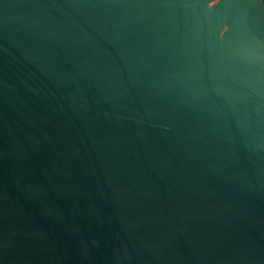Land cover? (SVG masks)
<instances>
[{
  "label": "water",
  "instance_id": "obj_1",
  "mask_svg": "<svg viewBox=\"0 0 264 264\" xmlns=\"http://www.w3.org/2000/svg\"><path fill=\"white\" fill-rule=\"evenodd\" d=\"M0 264H264L263 0H0Z\"/></svg>",
  "mask_w": 264,
  "mask_h": 264
},
{
  "label": "trees",
  "instance_id": "obj_2",
  "mask_svg": "<svg viewBox=\"0 0 264 264\" xmlns=\"http://www.w3.org/2000/svg\"><path fill=\"white\" fill-rule=\"evenodd\" d=\"M263 2H264V0H263Z\"/></svg>",
  "mask_w": 264,
  "mask_h": 264
}]
</instances>
